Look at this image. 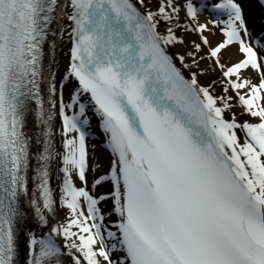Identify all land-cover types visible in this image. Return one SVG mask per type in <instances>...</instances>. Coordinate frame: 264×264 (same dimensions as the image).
Here are the masks:
<instances>
[{
  "label": "snow or ice",
  "instance_id": "6c2138e0",
  "mask_svg": "<svg viewBox=\"0 0 264 264\" xmlns=\"http://www.w3.org/2000/svg\"><path fill=\"white\" fill-rule=\"evenodd\" d=\"M57 5L0 0V264H264V0H67L70 59L59 83L46 78L45 112L42 46ZM233 46L242 58L224 63ZM29 102L44 125L58 110L65 139L57 200L45 132L30 199L41 232L28 229L22 248ZM89 104L111 157L104 171L88 163ZM57 207L69 214L51 226Z\"/></svg>",
  "mask_w": 264,
  "mask_h": 264
},
{
  "label": "bare ground",
  "instance_id": "6f19581e",
  "mask_svg": "<svg viewBox=\"0 0 264 264\" xmlns=\"http://www.w3.org/2000/svg\"><path fill=\"white\" fill-rule=\"evenodd\" d=\"M254 7L255 6L249 5L248 6V13L251 16H255L258 20L260 14H258V11L254 10ZM207 19H209V18L205 17L204 14H202L200 16L201 22H205ZM65 23H66V25H65ZM60 24L62 27L60 29L58 28L57 32L60 33V31L63 30V36L61 37V35L59 34L58 39L54 42L55 43V49L53 50L51 48V45H50L49 50H48V56H51V61L53 64L52 69L56 72V74L58 73L57 75H59V78H57V76H56L57 83H59L61 76L65 73L67 66L69 64L70 52L68 51V49L71 47L70 39H69V36L67 33L68 26H67L66 18L62 19ZM60 24H59V26H60ZM253 27H254L255 31H259L258 23L253 25ZM194 39H197V37L195 35L186 36V40H194ZM209 39L211 40L212 44L215 45L218 41L223 39V36L218 31L213 30V34L209 37ZM183 50L184 49L180 48L179 46L177 48L171 49V51H173V52L183 51ZM53 51H54V55H55V62H53V60H52ZM241 58L242 57L238 53L235 46L229 48L227 51H225L223 53V60H224L223 62L224 63H229V64L234 63ZM245 75H251L253 80H256L255 75L252 73H245ZM218 76H219L218 72H211V73L201 77V83L207 84L210 80L216 79ZM74 83L75 82L73 81L72 84H74ZM71 87H72V85L70 84L64 90L65 101L68 100V93L71 90ZM220 91H221V88L218 84L215 88V92L217 94H219ZM83 99L85 102H87L89 98L87 96H85ZM91 108H92V105L89 104L87 114L90 117V126L86 129V131L88 132V136H87L88 141L86 143L88 152L90 151L91 145H94L96 143L99 144L100 141H98V139H99V137H102V135H103L102 133H99L98 127L96 126V124L99 125V118L94 115V108H93V111H90ZM236 111L239 112V109H236ZM68 113H72L71 110H69ZM239 118L242 120L249 119V117H247V116H243V117H239ZM253 122H255V121H253ZM238 135H242V134L238 132ZM103 138H105L104 135H103ZM64 139H65V137H63V135H62V125L59 123H56V125L54 126V135H53V144L55 146V150L53 152L54 157L51 161H52V168H53V181H54V186H55V198H57V200H59V197L61 195L59 188L61 186L63 174L60 172V168L62 166L61 156L64 152V148H63V140ZM110 158H111L110 153L106 150L105 147H103L96 154L95 160L90 159L88 156L89 167H94L95 165L99 164L100 170L104 171L108 167ZM102 160H103V162H102ZM102 190L103 189H101V191ZM68 214L69 213H68L67 209L57 207L56 214H55V216H56L55 220L49 224L51 226H58L59 224L65 223L66 217L68 216ZM110 219H115V217H111ZM27 230H28V228H26V231ZM43 230L47 231L46 228ZM57 240L59 241V243L61 245L63 244L62 238H57ZM63 259L65 261V264H67L68 262L71 264V261L67 258V256L63 257Z\"/></svg>",
  "mask_w": 264,
  "mask_h": 264
},
{
  "label": "rangeland",
  "instance_id": "374dc122",
  "mask_svg": "<svg viewBox=\"0 0 264 264\" xmlns=\"http://www.w3.org/2000/svg\"><path fill=\"white\" fill-rule=\"evenodd\" d=\"M57 74H56V76H57V78H59V75H57ZM101 148H103V146L101 144H97L96 143L94 145H91L90 151L88 152L89 153V158L95 160L96 154L101 150ZM102 162H103V160H102Z\"/></svg>",
  "mask_w": 264,
  "mask_h": 264
}]
</instances>
